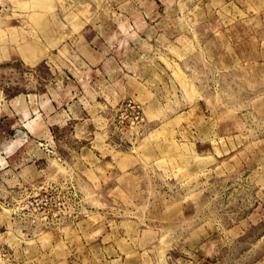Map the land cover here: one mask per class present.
I'll use <instances>...</instances> for the list:
<instances>
[{
  "label": "rangeland",
  "instance_id": "1",
  "mask_svg": "<svg viewBox=\"0 0 264 264\" xmlns=\"http://www.w3.org/2000/svg\"><path fill=\"white\" fill-rule=\"evenodd\" d=\"M0 264H264V0H0Z\"/></svg>",
  "mask_w": 264,
  "mask_h": 264
},
{
  "label": "bare ground",
  "instance_id": "2",
  "mask_svg": "<svg viewBox=\"0 0 264 264\" xmlns=\"http://www.w3.org/2000/svg\"><path fill=\"white\" fill-rule=\"evenodd\" d=\"M36 3L40 5V4H41V0H36ZM23 42H24V41H23ZM26 48H27V49H29V47H28V46H27V47H26V46H24L22 49L24 50V49H26ZM24 51H26V50H24Z\"/></svg>",
  "mask_w": 264,
  "mask_h": 264
}]
</instances>
